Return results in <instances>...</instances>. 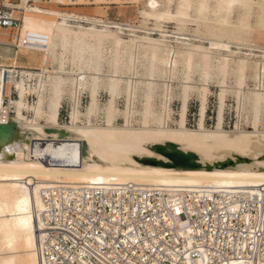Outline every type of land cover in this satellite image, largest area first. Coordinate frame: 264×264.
I'll return each instance as SVG.
<instances>
[{
  "label": "bare ground",
  "instance_id": "1",
  "mask_svg": "<svg viewBox=\"0 0 264 264\" xmlns=\"http://www.w3.org/2000/svg\"><path fill=\"white\" fill-rule=\"evenodd\" d=\"M119 1L112 0L111 3H119ZM188 1L182 0L175 13H171L158 12L156 10L159 6L158 3L155 0H149L147 2L149 12L146 14L155 21L166 18L179 22L186 15ZM27 2L28 0H23L21 3L26 5ZM216 4L217 10L221 9L227 14L235 5L251 6L252 0H216ZM198 8L199 15L203 14L205 9L203 0H200ZM23 9L24 13L25 11L40 13L39 10L33 8ZM56 16L58 17L57 21L22 16L18 47L30 51H37L35 47L37 49L44 48L41 47L43 45L41 43L45 41H40L45 40L46 37L39 39V36L26 35V32L34 34L45 32L49 35L46 36L49 37L47 40L50 41V43L48 42L50 46L52 41L57 39L59 43L61 42L62 47L67 49V46H71L77 56L88 51L96 59L102 58L103 47L109 45L113 49V52L108 53L109 55L113 53L109 62L112 65V74L109 76L107 84L103 86L107 89L111 99L102 109L103 120H97L95 116L99 111V106L96 95L100 83V70L96 67L95 74L90 78L84 73H79L73 80L69 79L72 81L70 84L73 87L70 96L74 99L76 90L89 85L90 102L85 113L80 114L75 101L73 108L70 109L69 122L59 125L58 115L64 86L61 76L53 78L54 81L50 86L52 95L48 100L47 112L43 115L41 109L43 97L40 95L43 83L40 81L38 88L36 86V88H33L34 86L29 88L26 87V79L39 77L42 80L44 74L19 72L18 76L14 77L11 70H8L6 74L0 72V124L12 123L14 125L13 136L8 141L0 143V264H47V259L43 254L45 213L48 212L45 202L50 198L53 203L58 205L57 201L61 197L64 200L69 198L68 190H108L120 197L127 191L137 189L145 192L153 189L170 196L187 193L192 196V199L214 200V196H216L218 198L213 202L218 200L219 204L228 202L229 211L237 209L236 203L232 200L238 195L247 194L251 195L250 197L264 198V132H258L256 129L257 117L254 118L250 131H239L236 126L233 133L225 132L222 129L224 95L219 96V109L213 130L206 129L203 125L206 112L205 95L201 98L197 128L187 129L185 126L188 102L186 93L190 86L185 84L179 120L175 128H169L166 123L170 117L167 104L164 103L161 111L155 112L150 98L145 100L139 113L140 118L135 117L137 113L133 110V89L135 88L132 87L133 82L130 81L126 86L127 89H124V92L127 91V104H125V111L122 112L123 126H114V121L120 114L114 106V98L119 92L123 79L120 77L123 69L120 61L123 55L129 61V66L125 65L124 68L131 74L135 72L136 54L143 48L150 50L152 62L159 63L163 67L161 74L172 75L177 70V64L181 61L178 62L177 59L182 56H184L187 66H190V61L195 54L201 55L202 62L208 69L211 66L210 55L213 54L211 51L234 54L231 51L232 43L222 40L223 38L230 40V35L226 37V35L220 34L221 31L220 33L210 32V39L207 43L209 46L204 47L191 44L190 41L192 43L201 41L193 34L185 35V31L180 32L177 28H174L173 33L167 34L162 31V25H159L151 30H156L159 33L158 38L148 37L151 36L150 34H145L147 36L143 37L132 34L125 40L123 38L125 36L118 30L98 28L93 25H87V28L79 24L72 26L68 23L69 16L64 14ZM222 21L225 23L226 18ZM144 27L145 25H141L139 28L145 30ZM21 32L25 39L21 37ZM170 38H174L173 41ZM35 41L40 44V47ZM36 43L39 48L33 46ZM49 48L46 49L48 54L50 53ZM43 50L45 51V48ZM38 52L42 51L38 50ZM215 55L220 57L221 62L218 65L220 72H225L230 56ZM89 61L91 60L89 59ZM247 61L249 60L247 59ZM247 61L244 59L236 61L240 74L246 68ZM255 65L258 75L261 76L264 70V61H257ZM10 72L14 79L19 78V82L11 79ZM149 73V76L152 77L154 67L150 69ZM88 78L91 83H88ZM150 81L152 80L150 79ZM4 82L13 85L17 91L18 99L10 100L9 96H5L8 101L4 100V92L7 88L4 86ZM148 85L150 86L151 83ZM259 89H263L261 85L258 86V92L252 91L254 92L251 94L252 100H249L257 111L264 106V92ZM32 91H35L37 101L29 106L25 99L26 95ZM241 97L242 93L240 92L239 98ZM12 109L13 112H11ZM28 109L33 114L32 119H27L23 115V111ZM10 113H13V116ZM41 115L44 116L43 122L40 119ZM80 116H84L85 123L80 121ZM49 129L63 131L64 135L59 139L57 133L48 134L45 132ZM165 143L176 145L184 153H193L197 157L200 167L182 170L143 165L138 162V160L146 158L166 162L165 158L150 150L154 145H164ZM83 144H85V150L82 153ZM224 155H228V157H224ZM249 155L250 157H248ZM237 157L248 159L249 162H238L236 161ZM226 160L233 161L234 165L226 168L213 166L214 163ZM207 165L212 168L206 169ZM175 206L177 205L174 204L173 207ZM195 206L196 202H191L187 205L186 210L179 206L174 208L172 217L169 214L162 216L165 225L170 227L176 225V229L171 230L173 237L183 239L184 251L182 253L177 254L173 250H166L169 252V256H175L174 264H210L211 262L207 249L197 246L194 250L195 248L192 246L194 234L200 232L199 228L194 227L196 222H190L188 216L194 211ZM182 212L186 216L185 219L180 215ZM128 237L135 239L134 236ZM211 240L207 237L205 242ZM220 255L224 256L222 252ZM74 258L76 259V257ZM218 258L220 257L218 256ZM257 262L253 263L252 258L249 257H240L231 258L221 263L257 264ZM76 264H81L79 259Z\"/></svg>",
  "mask_w": 264,
  "mask_h": 264
},
{
  "label": "rangeland",
  "instance_id": "2",
  "mask_svg": "<svg viewBox=\"0 0 264 264\" xmlns=\"http://www.w3.org/2000/svg\"><path fill=\"white\" fill-rule=\"evenodd\" d=\"M10 1L11 0H6V3ZM148 1L149 0H120L119 3H111L112 0H30L29 3L24 5V3H20L19 0H14V2L11 1V3H9L10 6L8 7L9 11H14L12 17L15 19H21L22 16H28L31 18L36 17L38 19L57 21L58 17L56 15L64 14L68 16H83L87 18L98 17L107 18L109 20L117 19L118 21L128 22L133 25H150L153 28L159 25L167 27L169 26L172 28H177L180 32H188V35L193 34L194 36L201 39V41L193 43L191 42V44L204 47L209 46L207 43L210 39V32L220 33L221 31L220 34L226 35V37L230 35V40H226L224 38L222 40L224 42L228 41L232 43L231 51H233L234 54L211 51L213 54L210 55L211 66L208 67V69L204 66L201 55L195 54L190 61V66H187L186 61H184L185 58L182 56L177 59L178 62L180 60L181 61L179 62L180 64H177V70H175L172 75L169 76L167 73L161 74V69H163V67L160 66L159 63L152 62L150 50L143 48L140 49L136 54L135 72L131 74L124 68L125 65L129 66V61L128 58L123 55V58H121L120 61L123 68L120 74V77L123 78L122 83H120L121 89L119 88V92H117L114 98V106L117 110H119L120 114H118L116 117L114 126H123L122 112L125 111V104H127V91H125V93L124 89H127L126 86L129 85V82L131 81L133 82L132 87L135 88L133 89V110L137 112L135 116L137 119L140 118L139 113L142 110L145 100L150 98L151 105L153 104L152 107L155 112L161 111L162 105L167 104V107L170 110V117L168 116L169 120L166 123L169 128H175L176 123L179 120L181 101L184 96L183 87L185 84H188L190 89L186 93L188 102L185 121V126L187 129L194 130L197 128L196 125L199 119L201 98L205 95L206 112L203 125L206 129L213 130L219 109V96L224 95L222 109V129L225 132L233 133L236 126L238 127L239 131H250L255 117H257V131L264 132V106L261 107L262 109L259 108L257 111L253 108L249 101L252 100L251 94L258 92L259 85H261L263 88L259 90L264 92V70L261 76L258 75V70L255 65L257 61H264V0H252L251 6L249 5L247 7H244L241 4L235 5L231 7L227 14H225V12H223L221 9L217 10L216 0H203L205 9L203 14L200 15L198 12L200 0H189L185 12L186 15L183 20H180L179 22L175 19L166 18H161L157 20L158 22L155 21L146 14L149 12V8L147 6ZM155 1L159 5L156 9L158 12L167 11L171 13H175L182 2V0ZM15 6L25 8L26 10L27 8H33L39 10L40 13L25 11V13L20 16L16 10H13ZM224 18H226L225 23L222 21ZM69 24L72 26L78 25L71 23ZM82 26L87 28L85 25ZM37 33H35L36 35L30 32H26L25 34L33 37L39 36V39L46 37L45 40L40 41H45L44 43H41L43 44L41 47H44L45 51L43 50L44 48H39L40 44L37 41L35 42L39 44V47L37 46V43L36 45H33L39 48L37 49L35 47V50L37 51L25 50L23 48H14L11 46V36H14L15 31L10 29L5 31L0 30V42L5 43V45H0V65L6 68L15 67L17 69L16 71L18 72H34L38 74H44L42 75V80L39 77L38 78L40 80L37 78L38 83L35 81L33 87L36 88L39 86L40 81L43 83V87L40 90V95L43 97L41 107L43 115L47 112L48 100L52 95V87L50 86L55 77L61 76V78L64 80V86L58 115L59 125H64L69 122L70 109L73 108L75 101V105L80 114L85 113L90 102L91 90L89 85L85 86V88H79L76 90V99H72L70 96V91L73 89L70 84L72 83L71 80H73L74 77L79 73H84L89 78L93 77L95 74V68H99V82L101 84L99 83V86L97 87L96 95L99 111L96 113L97 115L95 117L97 120L102 121L104 117L102 109L111 99L107 89L103 85L107 84V80L112 74V65H110L109 62L112 58H110V56H112L113 53L111 55L108 53L113 52V49H111L109 45H106L103 47L104 53L102 54V58L98 59H96L90 52L89 54L88 51H85V53H83L81 56H77L71 46H67L66 49L62 47V44H60L61 42L59 43L57 39H54L50 46V41H48L49 37L46 36L48 34H45V32H40L38 35ZM136 35L140 37L147 36L143 34ZM21 37H24L22 32ZM148 37L158 38L157 36ZM123 38L125 40L128 39L127 37ZM23 39H25V37ZM47 47H50L49 54L46 50L48 49ZM38 50L42 52H38ZM215 54L230 56L226 65V71L224 70L225 72H220L218 66L221 62L220 57ZM89 59L91 61H89ZM238 59H244L246 61L247 59L249 60L247 61L246 68L242 74H240V71L237 68L236 61H238ZM89 64L90 66H87ZM151 64H153V66H150ZM152 67H154V74H152L151 77L149 76V71ZM91 71L92 73H90ZM89 78L88 83H91ZM149 78L152 81H150ZM11 79H14L12 73ZM14 81L19 82V78L14 79ZM148 83H151V85L149 86ZM13 89H10L9 86H7L6 91L4 89V100L8 101L5 96L8 97L9 93H11L9 98L10 100L18 99L17 91L14 87ZM240 92L242 93L241 98H239ZM29 93L30 94H27L29 95L27 103L29 106H32V104L37 101V98L35 91ZM11 112H13V109ZM10 115L13 116V113H10ZM23 115L27 119H32L33 114L28 109L23 111ZM43 115H41L40 118L42 122L44 118ZM80 121L85 123L84 116H80ZM224 157H228V155H224ZM248 157H250V155Z\"/></svg>",
  "mask_w": 264,
  "mask_h": 264
},
{
  "label": "built area",
  "instance_id": "3",
  "mask_svg": "<svg viewBox=\"0 0 264 264\" xmlns=\"http://www.w3.org/2000/svg\"><path fill=\"white\" fill-rule=\"evenodd\" d=\"M13 10L20 16L24 14L21 7L15 6ZM69 17L68 23L118 30L125 37L132 34L160 36L156 30L151 31L150 25L144 30L139 28L141 25L117 19ZM20 27L21 19L13 18L12 11L2 3L0 29L15 31L11 36L14 48H19ZM162 28L167 34L175 31L169 26ZM170 39L173 41L174 38ZM8 70L14 77L18 76L15 67L0 65V72L6 74ZM35 81L37 77L26 79V87H33ZM4 86L13 89L6 82ZM8 96L10 98L11 93ZM28 98L26 95V102ZM68 193L69 198L61 197L58 205L50 198L45 202L48 212L45 213L43 254L47 264H76L77 259L81 264H174L175 256H169L166 250L182 253L183 239L173 237L171 230L176 229V225H165L162 216L169 214L172 217L174 208L179 206L186 210L191 202H196V206L188 215L189 221L196 222L194 227L200 229L194 234L192 246L194 250L197 246L207 249L210 264H223L222 261L240 257L264 264V198L238 195L232 200L237 209L229 211L228 202H213L218 198L216 196L214 200L192 199L187 193L170 196L153 189L127 191L121 197L108 190L79 189L68 190ZM174 204L177 206L173 207ZM180 215L186 218L183 212ZM207 237L212 240L206 243Z\"/></svg>",
  "mask_w": 264,
  "mask_h": 264
},
{
  "label": "water",
  "instance_id": "4",
  "mask_svg": "<svg viewBox=\"0 0 264 264\" xmlns=\"http://www.w3.org/2000/svg\"><path fill=\"white\" fill-rule=\"evenodd\" d=\"M46 133H57L59 139L64 135L63 131H55V130H46ZM14 134V125L12 123L8 124H0V143L2 141H8ZM85 150V144L82 146V153ZM152 152L161 157L165 158L167 161H157L155 159L146 158L140 159V162L143 165L150 166H160L164 168H172V169H182V170H190L197 169L200 167V164L197 163V157L193 153H184L179 150V148L172 143H165L164 145H154L150 148ZM236 161L238 162H249L248 159H242L237 157ZM234 165V162L231 160H226L218 163H214V167L226 168ZM212 166L207 165L206 169H211Z\"/></svg>",
  "mask_w": 264,
  "mask_h": 264
},
{
  "label": "crops",
  "instance_id": "5",
  "mask_svg": "<svg viewBox=\"0 0 264 264\" xmlns=\"http://www.w3.org/2000/svg\"><path fill=\"white\" fill-rule=\"evenodd\" d=\"M11 1L14 2V0H11ZM11 1L6 3V0H0V6L2 3H4L6 6H10L9 3H11ZM69 10H71V9H69ZM13 13H14V11H12V16H13ZM3 31H5V30H3ZM0 45H5V43L0 42ZM0 59H1V57H0Z\"/></svg>",
  "mask_w": 264,
  "mask_h": 264
}]
</instances>
